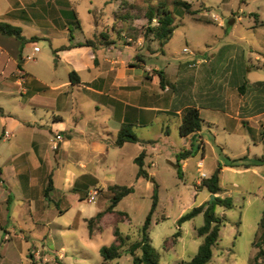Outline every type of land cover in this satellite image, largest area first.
Returning a JSON list of instances; mask_svg holds the SVG:
<instances>
[{"label":"crops","instance_id":"crops-1","mask_svg":"<svg viewBox=\"0 0 264 264\" xmlns=\"http://www.w3.org/2000/svg\"><path fill=\"white\" fill-rule=\"evenodd\" d=\"M68 2L70 0H0V22L19 27L26 39L58 37V28H63L65 35L66 26L72 22L70 17L76 20ZM115 4L119 7L120 2L115 0ZM228 9L231 18L227 20L215 15L200 21L216 23L221 29L226 24L235 28L245 22L247 29L256 34L264 28L260 10L245 15L240 7L237 11ZM123 25V21L113 19L111 26L116 27H111V34H105L109 42L106 46L100 44V34H96L98 36L91 40L93 47L56 53L57 61L68 66L67 80L60 84L25 68L27 57L32 56L34 60L38 53L33 52L37 42L20 45L14 37L0 34V86L8 85L4 86L8 90L14 87L20 95L29 96V109L15 113L8 111L5 102L0 100V136L5 131L11 134L7 141H0V232L10 235L19 230L17 237L28 240L29 230H24L23 221L27 209L35 225L66 229V226L50 223V205L59 210L62 204L61 214L69 211L70 199L87 201L88 194L96 188H89L84 201L72 192L75 182L85 176L94 178L100 188L98 191L104 193L109 186L129 185L131 181L139 187L143 179L136 178L138 167L134 160L142 151L145 152L144 167L154 178L155 173L148 168L156 165L155 155L173 164L176 155L183 150L198 149L202 153L201 159L195 162V171L200 174L207 148L213 152L218 145L214 130L226 131L230 122L237 131L243 129L251 137L255 136V146L262 145L264 78H253V75L255 69L264 68L263 42L253 45L243 36H236L237 42L231 45L233 48L225 60L218 63L213 49H204L201 53L195 46L191 48L192 53L184 47L180 58L172 65L159 58V55L165 56V52L156 42L144 43L141 35L126 36L121 30ZM100 27H103L101 23L93 22L96 33ZM126 39L132 43H127ZM86 41L85 37L71 36L64 45ZM31 46L30 54H25ZM185 48L188 49L186 54L183 53ZM72 71L78 82H70ZM84 98L95 108L94 113L84 111ZM188 107L198 109L203 123L199 132L182 138L179 135L181 112ZM122 124L131 125L141 143L114 147L113 141ZM57 135L62 140L54 150L52 142ZM172 137L176 139L171 140ZM190 160L189 157L180 162L183 177L192 167ZM220 168V184L225 171L241 172L240 168L224 166V162ZM262 168L253 166L243 170L264 180ZM49 183L52 188L46 198L44 191ZM200 183L197 181L196 186ZM36 187L43 197L33 196ZM136 187L130 195L137 193ZM144 189L145 194L150 192L151 195L148 185ZM85 219L88 217L80 218L82 226L86 227Z\"/></svg>","mask_w":264,"mask_h":264},{"label":"rangeland","instance_id":"rangeland-1","mask_svg":"<svg viewBox=\"0 0 264 264\" xmlns=\"http://www.w3.org/2000/svg\"><path fill=\"white\" fill-rule=\"evenodd\" d=\"M121 1L131 3L134 7L133 9L125 7L126 9L121 10V15L125 16L127 13L126 16H128H125L127 21L121 30L125 32L126 36L131 35L132 38L138 36V33L142 34L147 27L148 22L144 16L147 9L164 5L170 11L175 30L172 38L163 47L165 56L159 55V58L169 61L172 65L180 58L179 53L184 47L189 48L192 52L191 48L198 46L201 53L204 49H213L217 55L218 63L225 60V56L233 48L231 45L238 40L235 38L236 36H243L253 45L264 43V28L256 34L252 29H247L248 26L244 25L245 22L236 25L235 28L226 24L221 29L216 26V23L206 24L200 21L203 18L212 19L215 15L222 16L227 20L231 18V12L228 9L230 7L234 11H237L239 7L242 8L245 15L248 12H257L258 9L264 17V0H118V2ZM175 1H186L189 3L191 11H200L191 15L186 14L182 6H176ZM68 3L71 4L70 8L76 17V20H72L71 16L70 22L76 21V23L71 22L66 26L65 35H63L64 29L58 28L56 33L58 37L40 39L36 43L39 52L35 55V59L25 60L27 70L45 78L54 79L59 84L67 80L68 66L63 61H57L56 53L58 52L55 50L63 46L71 36L93 40V36H98L96 34H111L113 32V30L111 31L113 12L118 10L115 0H70ZM94 21L103 26L100 27L99 33L93 29ZM126 41L132 43L128 39ZM205 45L209 47H205ZM31 49L32 46L28 47L24 53L29 55ZM254 72L253 78H264V68L255 69ZM4 86L8 85L0 86V100L5 102L8 111L15 113L29 109L27 108L29 96L20 95V92L14 87L8 90ZM181 93L182 90H180ZM185 93L188 94V92ZM191 97L193 98V95ZM78 98L79 100L83 99L81 95ZM37 99H42V97ZM82 103L85 112L89 114L95 112V108L91 106L89 100L84 98ZM220 115L222 116V114ZM227 126L226 131H223L222 128L214 130V138L218 145H215L213 152L207 148L206 157L202 161L201 173H204L206 178L218 169V164L221 165L225 161V156L230 159H239L244 156L260 157L264 154L262 145L255 146L253 144L255 136L251 137L243 129L237 131L234 123H227ZM175 139L171 138V140ZM210 140L213 141L212 137ZM201 154L198 149H195L190 157L192 167L188 168L184 177L181 172L178 176L176 161L169 164L155 155L156 165H149L148 170L155 173L153 179L158 185L159 199L150 226L149 237L152 246L159 253L161 264H181L189 261L201 244L202 240L196 233L197 228L203 224L201 214L182 224L179 228L176 226V221L181 215L212 199L207 190L196 186L197 181L203 180L200 178V174L195 171V162L201 159ZM240 171L237 173L227 170L223 174L222 192L219 196L231 198L233 207L231 209L215 208V214L222 219V223L219 240L213 247V256L209 264H251L258 250L255 243L264 237V180L253 177L243 168H240ZM262 171L261 175L264 178V165ZM146 185L153 189V184L145 180H142L139 187L131 181L127 186H137V193L123 199L115 209L125 213V216H116L115 218V215H105L99 223L100 230L91 238L88 236L86 227L82 226L80 218L81 216L91 218L108 206L109 193L106 191L104 193L96 190L97 195L92 202H77L70 199L69 211L66 213L59 214V210L64 209L62 204H60L59 210L50 205L52 213L50 223H58L66 226V229L35 225L29 209L24 210L23 221L26 227L24 230H29L28 240L23 241L17 237L20 233L19 230H17V234L10 235L1 231L0 264H100L99 249L113 242L115 226L121 233L129 236V242L138 239V229L143 224L151 205L152 193L151 195H149L150 192L145 194L144 186ZM38 190H40L39 187H36L33 193L36 199L43 197L37 193ZM194 191H198L195 193L197 195L193 194ZM162 217L165 219L162 220ZM178 229L179 236L175 237L174 234ZM116 263L132 264L131 257L128 254H123Z\"/></svg>","mask_w":264,"mask_h":264},{"label":"trees","instance_id":"trees-1","mask_svg":"<svg viewBox=\"0 0 264 264\" xmlns=\"http://www.w3.org/2000/svg\"><path fill=\"white\" fill-rule=\"evenodd\" d=\"M176 6H182L186 14H194L197 11H191L190 5L186 1H175ZM129 7L133 9V4L121 1L118 7V10L113 13V16L116 20L123 21L126 23L127 13L121 15V10ZM144 16L148 22L147 27L141 35L144 43L156 42L160 49L169 42L172 38L175 26L173 23V18L170 11L164 6L160 5L157 8H149L145 11ZM155 21V22H153ZM114 28V27H112ZM133 32V31H132ZM0 34L14 37L20 45L25 43H36L40 38L31 37L26 39L21 32L19 27L11 25L9 23L0 22ZM135 34V33H134ZM99 42L101 45H108V39L106 35L101 33L99 35ZM94 42L91 40L86 41L84 44L77 45H63L55 50V52H62L65 50H70L76 47H93ZM20 60V58L18 59ZM18 68H21V65L18 63ZM74 71L69 73L70 82L75 83V80L78 82V77H76ZM75 77V78H74ZM0 108V113H1ZM202 118L200 117L198 109L195 107H188L182 110L181 119L179 124V135L184 138L189 135L195 134L201 130L202 127ZM260 137L262 146L264 148V127L260 130ZM141 143L135 134L132 132L131 125L122 124L115 140L113 141L114 147H122L125 143ZM144 144V143H142ZM194 150H183L176 155V170L178 176L180 175V162L186 158H189L193 155ZM144 158L145 152L142 151L134 160L135 164L138 167L136 178L143 179L147 182L153 184L152 195H151V205L150 209L145 217V220L141 227L138 229V239L134 242H129L130 238L127 235H124L120 232L118 227H114L113 230V242L108 246H103L99 249V255L101 258L100 264H117L116 261L121 258L123 254H128L131 257L132 264H161L159 253L152 246L151 239L149 237L150 226L152 223L153 215L158 206V185L151 177L145 167H144ZM264 165V154L260 157H251L244 156L239 159H230L225 156L224 166L230 168H250L253 166H263ZM221 165H218V169L210 175V177L205 178L201 181L200 187L207 190L209 194L216 195L222 192L220 184V174H221ZM90 187H94L97 190L100 189L97 186V181L94 178L89 176L82 177L78 179L73 188L72 192L79 195V200L84 201L87 197V192ZM51 183L48 184L44 191V196L47 198L48 193L51 191ZM109 193V204L102 211L96 213L93 217L85 219L86 229L88 232L89 238L95 235L96 232L100 230L99 223L104 218L105 215L111 214L115 215L114 217L125 216V213L116 211L118 204L127 196L134 192V186L127 185H113L107 188ZM220 207L224 209H231L233 203L231 198H221L219 195L213 197L208 203H203L197 207H193L189 212L181 215L177 221L176 226L179 228L182 224L193 220L198 215H202L203 224L197 228V236L201 238V244L198 246L196 253L192 256L189 261L182 262L181 264H209L213 256V247L217 244L219 240V230L222 223V219L215 214V208ZM162 220L165 218L162 217ZM179 229L174 234L175 237L179 236ZM264 237L261 241L255 243V247L258 249L256 254L253 257L251 264H264ZM126 247V249H123Z\"/></svg>","mask_w":264,"mask_h":264},{"label":"built area","instance_id":"built-area-1","mask_svg":"<svg viewBox=\"0 0 264 264\" xmlns=\"http://www.w3.org/2000/svg\"><path fill=\"white\" fill-rule=\"evenodd\" d=\"M33 52H34V53L39 52V48H38V47H34V48H33ZM183 53H185V54L188 53V49H187V48L183 49ZM27 60H33V57H32V56H28V57H27ZM10 138H11V134H10L8 131H5V132L0 136V141H7V140L10 139ZM61 140H62V137H61L60 135H57V136L55 137V140L52 142V149L57 150V148H58V142L61 141ZM199 167L201 168V165H199ZM205 177H206V175H205L204 173H200V178H201V179H204ZM96 195H97L96 190H93L92 192H90V193L88 194L87 201H88V202H92V201H94Z\"/></svg>","mask_w":264,"mask_h":264}]
</instances>
